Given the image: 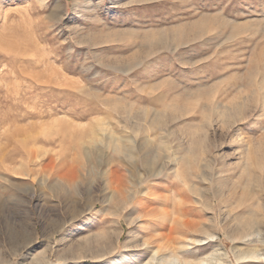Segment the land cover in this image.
<instances>
[{
	"label": "rangeland",
	"instance_id": "374dc122",
	"mask_svg": "<svg viewBox=\"0 0 264 264\" xmlns=\"http://www.w3.org/2000/svg\"><path fill=\"white\" fill-rule=\"evenodd\" d=\"M184 220L263 250L264 0H0V264H143Z\"/></svg>",
	"mask_w": 264,
	"mask_h": 264
},
{
	"label": "bare ground",
	"instance_id": "6f19581e",
	"mask_svg": "<svg viewBox=\"0 0 264 264\" xmlns=\"http://www.w3.org/2000/svg\"><path fill=\"white\" fill-rule=\"evenodd\" d=\"M159 146H160V144H159ZM163 146H164L165 150L171 151V146H168V145H163ZM177 149H178V147H177ZM175 154H176L175 152H173V153L170 152V154L168 156H166L167 160L166 161L164 160L162 163H156L155 161L149 162V161L145 160L144 164L147 165V170H148V172L151 173V175H158L160 173L161 169L164 168L165 166H167V164L170 163V164H173V166H175L177 164V162H178L177 160L179 158L177 159ZM195 164H197V163H195ZM168 166H170V165H168ZM152 188H158V184L152 183L151 186H147V194L148 195L152 194ZM112 189L115 192L122 193L123 188L121 186L114 185V187ZM131 190L135 195V193H136L135 188H132ZM146 199L148 201L147 205L139 204L140 205L139 210H141L142 212H146L145 214H147V215L151 214V213L152 214H158V212H156L154 210V207L148 208L149 206H152L157 202V198L151 199L150 197H147ZM220 199H221L220 194L219 195L213 194V196H211V198H210L211 205L210 206H211L212 210H214V202L217 200H220ZM73 211H74V213L71 217H72V219H76V217L78 215H80L81 211L76 210V209ZM176 223L177 222H175V224ZM182 225L184 226L183 231H185L187 234L188 233L192 234L191 236L187 235V236H185L184 239H179V238L177 239L176 237L173 236V232H176L177 228L172 226L169 229V232L167 234L161 233V231H159L156 234L157 238H164L165 237V240L162 244L158 243L154 248L151 247L150 241L147 237H144L141 241H139L138 239L133 237L132 232L129 231V234L127 235V237L126 238L124 237L125 238V240L123 242L124 243V245H123L124 249L127 247H134V248L139 247V249H141L143 252L150 250L148 256H146L148 259L146 262H143V264H232L230 259H229L227 251L222 247L223 245L221 246L220 244L216 243V241L214 242V238L216 236V233L214 231H212L210 229H204L202 239H201V237H200V239H198L197 237H195L193 235L194 230H196V228H195L196 223L195 222L184 220V221H182ZM199 228H198V230H199ZM155 229H157V228H155ZM64 230H65V228H64ZM117 239H118V237L113 239V240L116 241ZM98 240H100V239H98ZM200 240H207V241L213 243L212 249L210 250V252L207 253L206 255L187 257L185 255V253H188L192 250V248L191 247L189 248L188 246L191 245L192 243L200 241ZM111 242H112V237L110 235L109 236L106 235L104 237V239L102 240V244H103L102 246L108 249V248H110V246L112 244ZM260 242L263 245L262 252H259L255 249H252V248L248 251H243L240 249L234 250L233 254L235 255V257L237 259V263L238 264H254V263H247V260L260 259V262L257 264H264V239H262ZM129 249H131V248H129ZM141 255H143V254H141ZM144 255H145V253H144ZM137 256L139 257L138 254H137ZM126 257H127V255L122 257V258L125 260Z\"/></svg>",
	"mask_w": 264,
	"mask_h": 264
}]
</instances>
